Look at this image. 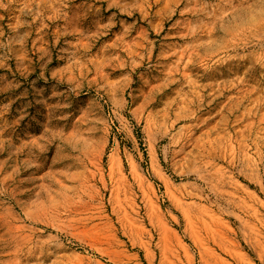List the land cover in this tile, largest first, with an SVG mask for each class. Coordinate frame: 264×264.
Wrapping results in <instances>:
<instances>
[{"label": "rangeland", "instance_id": "1", "mask_svg": "<svg viewBox=\"0 0 264 264\" xmlns=\"http://www.w3.org/2000/svg\"><path fill=\"white\" fill-rule=\"evenodd\" d=\"M0 264H264V0H0Z\"/></svg>", "mask_w": 264, "mask_h": 264}]
</instances>
